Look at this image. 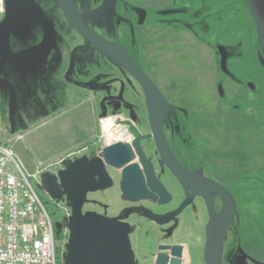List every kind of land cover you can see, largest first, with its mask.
<instances>
[{"label": "flooded vegetation", "instance_id": "flooded-vegetation-1", "mask_svg": "<svg viewBox=\"0 0 264 264\" xmlns=\"http://www.w3.org/2000/svg\"><path fill=\"white\" fill-rule=\"evenodd\" d=\"M14 4L9 43L0 46V104L14 115L10 120L30 130L88 94L98 101L101 115L122 114L120 104L125 103L128 88L122 86L110 98L100 87L117 64L86 43L61 9L68 30L81 44L61 36L63 29L53 24L44 3L14 0ZM75 6L89 31L121 47L172 107L162 130L188 175L187 188L163 162L147 108L144 117L117 118L130 143L143 138L145 164L136 152L130 164L137 165L150 196L124 198L121 173L108 168L117 195L112 217L135 210L125 222L132 228L139 264H157L159 259L167 264H206L211 212L220 215L227 201L233 202V218L222 264H264V36L247 0H76ZM190 40L206 45L215 63L209 73V95L201 93L193 116L184 103L172 100L141 61L142 56L147 61L165 60ZM51 200L63 203L72 214L66 199ZM87 203L84 212L91 211ZM57 223L54 220L58 242ZM65 237L68 243L69 231Z\"/></svg>", "mask_w": 264, "mask_h": 264}, {"label": "water", "instance_id": "water-1", "mask_svg": "<svg viewBox=\"0 0 264 264\" xmlns=\"http://www.w3.org/2000/svg\"><path fill=\"white\" fill-rule=\"evenodd\" d=\"M75 1L57 0L71 27L88 39L86 43H92L98 51L138 83L144 94L161 158L173 175L187 188L188 175L169 150L162 130L163 120L172 111L170 103L138 63L121 47L101 40L89 31L76 10ZM247 3L259 33L264 36V0H247ZM15 9L14 0H6V13L0 22L1 47H6L9 43L8 27L13 21ZM29 11L34 14L33 10ZM141 139L143 138H137L131 143L118 142L108 145L95 157L81 155L80 152L74 159H69L68 166L60 169L57 174L42 176V191H46L55 201L66 199L72 210L67 224L69 239L64 264H139L131 242L132 228L125 222L135 210H126L118 217H110L93 211L84 212V206L89 194L105 192L115 186L108 168L121 173L120 190L124 198L150 196L137 165L130 164L135 158V152L145 164L140 147ZM211 213L212 217L206 228L205 261L206 264H222L224 241L233 218V202L227 201L220 215L215 211ZM223 216L229 218L224 219ZM57 228L60 229V224H57ZM157 264L167 263L159 259ZM173 264L180 262L175 261Z\"/></svg>", "mask_w": 264, "mask_h": 264}, {"label": "rangeland", "instance_id": "rangeland-1", "mask_svg": "<svg viewBox=\"0 0 264 264\" xmlns=\"http://www.w3.org/2000/svg\"><path fill=\"white\" fill-rule=\"evenodd\" d=\"M38 1L45 4L46 13L53 24L57 28L63 29L62 37H65L66 40H76L78 38L68 30V24L57 0ZM76 42L72 43L75 45L81 44V40H76ZM141 61L151 70L154 78L172 100L180 104L184 103L186 105L184 108L189 116L197 115L198 112L195 111L194 103L197 99L202 98L200 97L201 93L205 94L206 97L209 95V73L210 70L214 69L215 64L211 51L206 45L190 40V43H187L181 49L178 48L175 54L166 57L165 60L147 61L142 56ZM113 69L104 77L100 87L102 88L101 92L109 95L110 98L113 97V94H119L122 86L125 85L128 88L125 93V103L120 104L122 114L108 116L104 115L103 112L101 115V109H99L101 107L98 101L94 97L88 96V94L87 97H81L71 102L72 105L63 110L64 112L67 111L65 114H55L46 122L29 130V128H26L27 125L23 128L21 124H15V119L14 121L10 120L14 115L9 114V112L7 114L3 104H0V145L13 149L17 162L28 175L33 178L34 175L38 174L37 177L32 179L37 187V192L52 218L58 221L57 224H60V231L58 230L60 264H64V255L67 250L65 235L68 234L67 224L71 214L63 203H57L58 205H56L47 192L42 191V176L57 174L60 169L68 166L69 159H74L75 155L80 152L81 155L88 157L99 156L104 147L124 141H119V139L115 141L116 139L113 140V138L112 142L108 141V138L113 136L117 129L125 128L122 123L123 120H129L134 116L140 118L146 115L144 95L138 83L117 65ZM106 86H108L107 90L105 89ZM88 97L91 100L85 101ZM111 107L113 108V106ZM115 109L117 108L114 107L111 111H116ZM113 121L116 129L107 131V125L109 123L114 124ZM126 142L130 141L127 140ZM38 165H40L39 170L29 172L33 166ZM114 190L110 189L105 192L90 194L87 208L112 217L117 211L115 209L117 195Z\"/></svg>", "mask_w": 264, "mask_h": 264}, {"label": "built area", "instance_id": "built-area-1", "mask_svg": "<svg viewBox=\"0 0 264 264\" xmlns=\"http://www.w3.org/2000/svg\"><path fill=\"white\" fill-rule=\"evenodd\" d=\"M5 13L0 0V22ZM33 178L0 145V264H60L54 220Z\"/></svg>", "mask_w": 264, "mask_h": 264}, {"label": "bare ground", "instance_id": "bare-ground-1", "mask_svg": "<svg viewBox=\"0 0 264 264\" xmlns=\"http://www.w3.org/2000/svg\"><path fill=\"white\" fill-rule=\"evenodd\" d=\"M110 129L111 130L116 129L115 128V124L109 123V125H107V127H106V130L109 131ZM126 132H127L126 130L117 129V131L115 132V134L113 136H110L108 138V141L109 142H112L115 139H116L115 141H117V139H119V141L120 140H124V141L130 140V137L127 135ZM112 138H113V140H112Z\"/></svg>", "mask_w": 264, "mask_h": 264}, {"label": "crops", "instance_id": "crops-1", "mask_svg": "<svg viewBox=\"0 0 264 264\" xmlns=\"http://www.w3.org/2000/svg\"><path fill=\"white\" fill-rule=\"evenodd\" d=\"M90 100H91V99L88 97L85 101H90ZM69 105H72L71 102L68 104V106H69ZM68 110H69V109H68ZM66 112H67V111H66ZM66 112L63 111V112H61L60 114L63 115V114H65ZM57 115H59V114H57ZM45 122H46V121H45ZM41 124H42V123H41ZM96 135H97V133L95 134V137H96ZM39 168H40V165H38V166H36V167L33 166V167L30 169L29 172H35V171L39 170Z\"/></svg>", "mask_w": 264, "mask_h": 264}]
</instances>
